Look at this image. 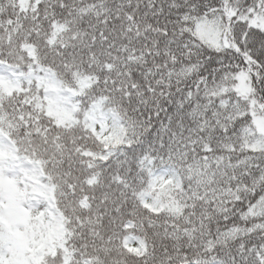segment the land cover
<instances>
[{
  "label": "snow or ice",
  "instance_id": "6c2138e0",
  "mask_svg": "<svg viewBox=\"0 0 264 264\" xmlns=\"http://www.w3.org/2000/svg\"><path fill=\"white\" fill-rule=\"evenodd\" d=\"M0 264H264V0H0Z\"/></svg>",
  "mask_w": 264,
  "mask_h": 264
}]
</instances>
